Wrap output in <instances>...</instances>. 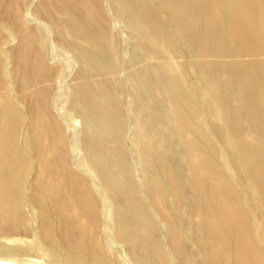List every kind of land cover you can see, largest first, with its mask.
I'll return each instance as SVG.
<instances>
[{
	"label": "rangeland",
	"instance_id": "374dc122",
	"mask_svg": "<svg viewBox=\"0 0 264 264\" xmlns=\"http://www.w3.org/2000/svg\"><path fill=\"white\" fill-rule=\"evenodd\" d=\"M58 2L0 0V118L9 120H0V139L16 162L0 189V258L51 264L46 248L55 245L86 263L223 264L222 251L237 238L239 249L230 255L264 264V0H129L128 7L123 0H71L65 13L55 9ZM138 9L146 14L147 29L136 20ZM241 67L251 69L240 74L255 79L230 81ZM151 78L155 84L146 88ZM89 84L105 85L101 101L115 114V127L95 115L87 134L74 92ZM150 114L156 116L152 133L170 136L156 137L158 153L146 160L138 138ZM92 132H101L99 141L119 148L129 161L135 191H115L125 182L128 163L116 171L118 183L98 178L88 160ZM199 145L203 163L227 180L213 184L196 158ZM242 153L251 162L232 165L229 155ZM62 155L76 178L66 175ZM165 164L174 169L170 177ZM204 185L214 198L217 192L227 197L219 210L225 220L202 216L194 194ZM115 200L120 229L110 223ZM81 201L82 212L71 211ZM215 213L216 207L209 208ZM12 249L24 262L12 257Z\"/></svg>",
	"mask_w": 264,
	"mask_h": 264
},
{
	"label": "bare ground",
	"instance_id": "6f19581e",
	"mask_svg": "<svg viewBox=\"0 0 264 264\" xmlns=\"http://www.w3.org/2000/svg\"><path fill=\"white\" fill-rule=\"evenodd\" d=\"M18 1V0H17ZM45 1V0H44ZM47 2L49 1V0H46ZM61 1V3H59L58 2V5H60L59 7H56L55 9H57V11L59 10V12L61 11L62 13H65V11H66V9H67V6H69L67 3H70L71 4V0H60ZM90 2V1H93V0H81V2H84V3H86V2ZM119 1V0H118ZM129 0H123V2H125L126 3V5L125 6H129L130 5V3L128 2ZM146 1V0H145ZM169 1H173V0H169ZM78 2H80V0H76V3H78ZM17 3V2H16ZM42 4L44 3L45 4V2H41ZM120 3V2H119ZM44 4H43V6H44ZM124 4V3H123ZM118 6V5H117ZM121 6V5H120ZM124 6V5H123ZM89 8V6L87 5V4H85L84 5V10H87ZM122 8V7H121ZM236 10V9H235ZM243 10V9H242ZM241 10V11H242ZM137 11H139V15H138V19L136 18V20L138 21V24H139V26L140 27H142V28H145V29H147V25L149 26V23H147L146 22V18H145V16H146V14L145 13H143V12H140L141 11V9H138ZM236 13L237 14H239V13H241L240 11H236ZM122 14V13H121ZM148 14V13H147ZM150 14V13H149ZM237 14H236V16H237ZM233 15V14H232ZM91 18V17H90ZM203 19V18H202ZM100 21V20H99ZM105 21V20H104ZM130 22V21H129ZM100 23V22H99ZM135 27H136V25H135ZM151 29V28H150ZM134 31V30H133ZM97 34V33H96ZM136 34V33H135ZM154 35V34H153ZM97 36H99V37H101V35L99 34V35H97ZM141 36V35H140ZM142 37V36H141ZM154 37V36H153ZM152 37V38H153ZM142 38H144V37H142ZM97 39H99V38H97ZM103 39H104V37H103ZM108 40V39H107ZM101 41V40H100ZM143 41V40H142ZM151 41V40H150ZM97 42V41H96ZM81 53V55L84 57V58H87V55H89V53L88 52H86V51H81L80 52ZM93 53L91 52V55H92ZM35 55V54H34ZM190 55L191 56H194L192 53H190ZM196 56V55H195ZM95 57L96 58H98L99 57V55L98 54H95ZM27 59H28V57H27ZM30 61H32L31 60V58H29V60H28V62L27 63H29ZM92 61H93V63L95 64V66L97 67L98 66V68H100V67H103L102 65H98V64H104L103 62H98V61H95L94 59H92ZM23 62V61H22ZM94 66V65H93ZM248 70V69H251V68H243V67H241V69H239V70H236L237 72H236V77H233V78H231V80L230 81H232V82H235V80H237V79H241L242 80V82L243 81H248V79L249 78H252L251 80H254L253 79V75H250V77H248V75L247 74H244L243 75V73L242 74H240L241 72H243L244 70ZM101 70H103V69H101ZM109 71H111V70H109ZM112 72V71H111ZM203 74H205L204 72H202ZM245 75H247L246 77H245ZM205 76V75H204ZM255 76H257L256 74H255ZM214 79H215V77H214ZM257 79H258V77H257ZM256 79V80H257ZM135 80H137L136 78H135ZM172 80V79H171ZM156 81V80H155ZM155 81H153V79L151 78L150 79V81L149 82H147V84H145L146 85V88H147V86L148 87H152L154 84H155ZM166 81V83L168 82L170 85H168L167 84V86L169 87H171V88H173V85H172V81H169L168 79L166 80V79H164V82ZM215 81H217V83H218V80L216 79ZM253 83V82H252ZM157 84V83H156ZM99 86H101V88H99V89H95V88H93V87H91L90 86V84L89 85H83V86H81V87H79V90L77 91V92H74V96H75V102H74V106L75 107H77V106H81V107H83V109L85 110V113H84V115H83V118H85V121H86V123L88 124V127H89V129H87V134L90 132V129H92L91 128V125H92V122H91V120H92V117H94L95 115L96 116H98V117H101V118H103V116L107 119V121H108V123L110 122V123H112L113 125H114V127H115V125H116V123H117V120H116V117H115V114H113L112 112H109V108L107 107V105L106 104H104V103H102V101H101V99L102 98H104V91L102 90L104 87H105V85L104 84H98ZM210 86V85H209ZM212 86V85H211ZM235 86V84L233 83V86L232 87H234ZM163 87V86H162ZM232 87H230L231 89H229L228 88V90L231 92L232 90H234ZM153 89V88H152ZM164 89V88H163ZM73 96V97H74ZM70 97V96H69ZM95 98L94 100H91L92 98ZM68 98V97H67ZM91 98V99H90ZM151 98H152V96H150V98H149V101H151ZM68 100V99H67ZM72 102V101H71ZM254 101H245V100H243V103H245V104H248V103H253ZM151 103H155V102H152L151 101ZM46 104V103H45ZM223 104V103H222ZM41 107H42V104H41ZM45 107V106H44ZM80 107V108H81ZM186 107V106H185ZM43 108V107H42ZM74 109V108H73ZM42 110V109H41ZM77 110V109H76ZM43 111V110H42ZM78 111V110H77ZM48 113V112H47ZM151 113H152V111H151ZM48 116H49V113H48ZM156 116L155 117H153V115H149L148 117H146V118H143V122L141 123V127H140V129H141V131H142V135L138 138V139H141L142 140V142L145 144V150H144V152H143V155H144V157L146 158V160H148V159H150V157H155V155L158 153V151H156V149H159L158 148V146H157V144H155V143H157V142H155V141H153L154 139H157L158 137L160 138V137H164V136H170V134H166V133H164V132H158V133H152V131L151 130H154V127H152L150 124H152L151 122H154L156 119ZM104 119V118H103ZM0 120H2L3 122H9V120L8 121H6L7 120V117H1L0 118ZM37 120H38V118H37ZM84 121V122H85ZM99 123V122H98ZM55 125V124H54ZM43 126V125H42ZM56 126V125H55ZM86 126V125H85ZM100 126V125H99ZM107 126V125H106ZM113 127V128H114ZM156 127H158V126H156ZM101 128V127H100ZM199 128V127H198ZM47 129V128H46ZM56 131H58L59 130V128H57V126H56ZM99 129V128H98ZM107 129V128H106ZM115 129V128H114ZM105 130V129H104ZM44 131V130H43ZM93 131V130H92ZM113 131V130H112ZM42 132V131H41ZM101 132H102V130H101ZM101 132H99V133H93L92 132V134L93 135H91V134H89V135H91V136H89L90 137V139L91 140H89L90 141V143H88L89 145L87 146L88 147V155H89V157H88V160L92 163H94V165H93V163H92V165H93V167H94V169L93 170H95V172H96V174H97V176H98V178H100V180L102 181V179L105 181V180H110V179H114V180H116V182L118 183V172H116L117 170H119V169H122L123 170V164L124 163H126V165H127V163H128V166H129V168L127 169V174L125 175V178H124V181L126 182H124L123 184H121V182H119L118 183V186L119 187H116L115 188V191H116V194H118V195H120V196H123V195H126V193L127 192H133V191H135V188H134V184L132 183V179H131V173H132V166H130V164H129V161L126 159V158H123V156H122V154H121V152L119 151V148H117L115 151L113 150V148H111V146L110 147H108L107 146V143H101L102 141H99L100 139H101ZM104 132V131H103ZM117 132V131H116ZM107 133H109V130H108V132ZM103 135V134H102ZM175 135V133H173V136ZM176 135H178V134H176ZM202 134H200V136H201ZM218 136H221V134H219ZM223 136V135H222ZM221 136V137H222ZM233 136H239V135H233ZM97 137V139H95ZM157 137V138H156ZM178 137H180V138H185L186 137V135L185 134H182V135H178ZM164 139V138H163ZM166 139V138H165ZM157 141V140H156ZM118 142V141H117ZM4 143H5V141H4V139H0V189H2L3 187H5V185H6V183H7V181H8V178H9V174H11V173H13L14 171H15V169H16V162H15V160H14V155H13V149L12 150H9V151H3V148H4ZM185 144V148H187L188 147V145H186L187 143L185 142L184 143ZM189 145H191V144H195V143H188ZM197 144V143H196ZM198 144H200V143H198ZM207 144V143H206ZM86 146V145H85ZM115 146V145H114ZM165 146H167L168 147V151L170 150V149H172L171 148V146H168V145H165ZM86 147V148H87ZM198 147H200L201 148V146L199 145ZM85 148V149H86ZM206 148H204V150H205ZM85 151V152H86ZM227 152H228V149H224L223 150V153L225 154H227ZM113 153H114V155H113ZM184 153L185 154H187V152L186 151H184ZM202 154H203V147L201 148V153H200V155L199 156H196V158L198 157L199 158V162H201L202 163V166H204L203 168L208 172V173H210V177L212 178V180H213V184H218L221 180H227L226 179V177H223V176H221V175H217L216 174V172H215V169H210L209 168V163L207 162V163H203V158L201 157L202 156ZM228 154H229V152H228ZM142 155V156H143ZM234 159L233 161H235L232 165H234V164H237L238 165V163H240V164H243L242 162H251V157L249 156V155H247V154H245V153H242V154H234V156H231V155H229V158L228 159H232V158ZM40 159H41V165H43V168H45L46 169V165H48L49 163H47V162H45V160H44V156H41L40 157ZM240 161V162H239ZM61 162H64V167H65V171H66V175L69 177V178H76V176H77V174H75L69 167H68V165L66 164V156L65 155H62V158H61ZM247 162V163H248ZM132 164V163H131ZM165 170H166V176H171L173 173H174V169H172L171 167H169L167 164H165ZM229 170L231 171V172H233V170H232V167L231 168H229ZM6 173H9V174H6ZM102 178V179H101ZM256 178H258V177H254V179L253 180H255ZM114 180H113V182H114ZM244 180H245V178H244ZM259 180V179H258ZM258 180H256V181H258ZM252 181V180H251ZM251 181H249V183L251 182ZM123 182V181H122ZM244 182V181H243ZM261 182H263V181H261ZM103 183V182H102ZM246 184H247V182H246ZM55 185H58V183L57 182H55ZM116 186H117V184H115ZM251 185L252 186H250L251 188H252V190H254V192H255V189L256 188H254L253 187V183H251ZM108 188H110V186L108 185V183H107V185H106ZM249 186V185H248ZM58 189V188H57ZM111 189V188H110ZM248 191H249V188H248ZM257 192V191H256ZM255 192V193H256ZM196 195H197V197H196ZM196 195L194 194V196H195V199L197 198V200H199L198 201V204H199V208H201V211H202V216L205 218V219H208V217H209V219H211V220H213V221H223V220H225V218H226V215L224 214V213H222V212H220L219 210H221V209H223L224 207H225V200L227 199V197L226 196H223V194L222 193H220V192H217V194H216V196H215V198H214V196H211V195H209V190H208V188L204 185V186H202L201 188H199L197 191H196ZM237 196V195H236ZM257 196H258V198H259V195L257 194ZM235 197V196H234ZM76 200H77V198H76ZM261 200V202H263L264 203V197L262 198V199H260ZM236 201V200H235ZM82 202L83 201H81L80 203H79V205L77 206V207H75L74 209H72L71 211H73V210H78L79 211V213H81L82 212ZM130 202L132 203V204H134L135 205V208H138V205H137V202H136V199H133V198H130ZM116 204V205H115ZM114 205H115V207H114V210L111 212V225L113 226V228L114 229H117V228H121V224H122V220H121V213H119L118 214V212H117V208H118V205H117V202H116V200H115V202H114ZM93 208V210H92V212H91V217H92V222H93V225L95 224H97V222H98V220H97V216L93 213V211H94V208L96 207V210L97 211H99L98 210V208H97V205L96 206H92ZM214 207H216V209H217V213H215L214 215H210L209 214V208H214ZM1 209V208H0ZM51 211H55V208L53 207L52 209H51ZM62 211H65L66 213H71L70 211H69V209L68 208H63L62 207ZM85 211V210H84ZM233 211H235V210H233ZM86 213H85V215H87L88 214V212L87 211H85ZM84 215V216H85ZM216 219V220H215ZM48 228H49V226H48ZM213 241H216V242H219V239H216V238H214V239H212ZM148 241H149V238H147L146 240H145V242L146 243H148ZM205 241H206V239H205ZM241 241L239 240V239H237V238H235V239H230L229 241H228V243L227 244H232L233 245V247L232 248H230V249H228L227 250V252H225V251H222L223 252V254L224 255H226L227 256V260H225V261H223L222 263L224 264H249L248 263V260L250 261V263L251 264H259V262H258V260H255L254 258L255 257H246V261L245 262H242L241 260H242V256H238V255H230V253H229V250L230 251H232V252H237V250L239 249L238 248V244L240 243ZM1 243H3V242H0V244ZM145 246H147L148 248H149V250H151V247L150 246H148L147 244L145 245ZM7 247V246H6ZM2 249V248H1ZM9 249V248H8ZM3 250V249H2ZM1 250V251H2ZM7 251V249H4V253H6V251ZM14 249H12V250H10L11 251V254L13 255L14 253L15 254H17V255H19V252L18 253H16V251L18 250H16V251H14L13 253H12V251H13ZM46 250L49 252V254H50V259H51V264H100V263H98V262H96V263H86V262H84L83 260H82V257L79 255V254H77L76 252H71V251H67L68 250V247L66 248V249H64V248H62V247H56L55 245H51V246H49V247H47L46 248ZM8 253H10L9 251L7 252V254ZM21 253H23V252H21ZM20 253V254H21ZM253 253V252H252ZM14 254V255H15ZM154 254V253H153ZM12 255H9V256H12ZM12 256V257H16L17 255H15V256ZM156 255H158V256H160L159 254H156ZM20 256V258L23 256H21V255H19ZM18 257V256H17ZM16 257V258H17ZM24 257V256H23ZM23 257L21 258V261H23ZM11 258V257H10ZM1 259V258H0ZM18 261H20V259L18 258L17 259ZM153 261V258H151L150 256L147 258V263H151ZM24 262V261H23ZM0 264H9V262H7V261H5L4 259L2 260H0ZM18 264H20V262L18 263ZM21 264H22V262H21ZM24 264V263H23Z\"/></svg>",
	"mask_w": 264,
	"mask_h": 264
}]
</instances>
